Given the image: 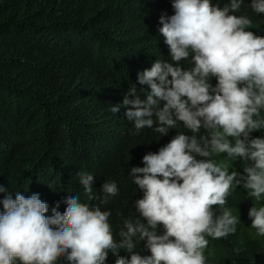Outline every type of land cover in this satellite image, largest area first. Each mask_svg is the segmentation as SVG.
Instances as JSON below:
<instances>
[{
    "label": "clouds",
    "instance_id": "9594fccd",
    "mask_svg": "<svg viewBox=\"0 0 264 264\" xmlns=\"http://www.w3.org/2000/svg\"><path fill=\"white\" fill-rule=\"evenodd\" d=\"M170 6L171 15L161 7L150 22L169 59L141 58L138 87H126L108 108L132 124L131 135L147 128L162 139L142 156V167L128 169L142 193L135 216L122 219L114 238L111 213L100 205L116 197L117 184L105 179L97 195L94 176L83 169L76 170L83 194L98 204L67 192L64 210L56 202L50 215L38 193L0 186V264H105L109 252L114 264H208V238L236 231L237 214L225 205L238 185L252 202L250 228L264 237V136L254 132L264 131V36L251 28L264 21V0ZM201 128L206 136L197 138ZM237 157L242 173L229 170ZM141 241L149 254L135 251ZM120 249L127 256L117 255Z\"/></svg>",
    "mask_w": 264,
    "mask_h": 264
},
{
    "label": "trees",
    "instance_id": "16d2710c",
    "mask_svg": "<svg viewBox=\"0 0 264 264\" xmlns=\"http://www.w3.org/2000/svg\"><path fill=\"white\" fill-rule=\"evenodd\" d=\"M161 7L172 14L170 0H0V186L25 196L38 193L50 215L56 202L64 210L67 192L98 204L86 200L77 169L94 176L97 195L105 179L114 180L116 197L100 207L110 211L117 238L122 219L135 216L133 201L142 195L127 179L128 169L142 167V156L162 139L147 128L131 135L132 124L108 108L126 87H138L141 58L169 59L150 25ZM240 10L247 12L243 3ZM251 28L264 36V21ZM209 83L215 86V78ZM244 163L237 157L229 170L242 173ZM225 206L237 214L236 231L208 238V264H264V237L250 228L252 202L244 189L238 185ZM135 251L149 254L143 241ZM117 255L127 253L120 249ZM114 259L109 252L105 264Z\"/></svg>",
    "mask_w": 264,
    "mask_h": 264
}]
</instances>
